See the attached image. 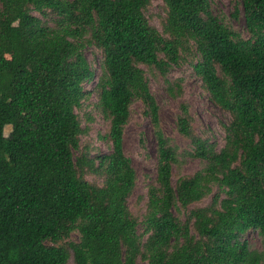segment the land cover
Masks as SVG:
<instances>
[{"label":"trees","instance_id":"trees-1","mask_svg":"<svg viewBox=\"0 0 264 264\" xmlns=\"http://www.w3.org/2000/svg\"><path fill=\"white\" fill-rule=\"evenodd\" d=\"M162 1L159 31L144 14L150 0H0V264H264V250L241 240L257 230L264 244V0H229L234 18L242 8L246 38L209 0ZM90 44L102 53L93 87ZM190 45L203 88L230 117L216 148L193 132L181 105L177 130L204 166L172 183L177 151L140 65L165 73ZM92 90L110 148L93 156L77 154L76 111ZM134 99L146 107L157 151L142 233L128 206L136 173L123 152ZM75 230L79 240L66 241Z\"/></svg>","mask_w":264,"mask_h":264},{"label":"rangeland","instance_id":"rangeland-1","mask_svg":"<svg viewBox=\"0 0 264 264\" xmlns=\"http://www.w3.org/2000/svg\"><path fill=\"white\" fill-rule=\"evenodd\" d=\"M211 13L219 17L239 37L248 36L245 28L242 8H239L238 16H232L233 5L229 0H209ZM166 8L162 0H150L144 9V14L149 23L159 31L162 30V22L165 18ZM84 53L95 71V79L87 87H93L94 82L101 71L102 53L94 45H87ZM190 53H194L190 45V51H181L177 64H173L165 73L153 66L141 64L149 81L150 91L155 97L158 106L159 127L169 139L171 146L177 151V162L172 167V183L181 176H190L204 166V161L190 154L193 145L190 140L177 130V117L181 113V105H187L191 117L193 132L202 138H207L214 143L216 148L223 146L225 142L224 124L228 122L230 114L215 104L209 93L203 88L201 78L196 74L193 64L195 60ZM97 95L92 90L90 98L85 100L77 114L83 129L79 143L80 150L88 152L91 156L97 153H108L110 148L103 135L108 130L109 120L100 111L97 105ZM9 126L4 133L7 134ZM123 152L130 161L136 173V183L128 198V206L138 219V232H143L142 221L146 214L147 190L149 186L156 184L157 151L154 127L146 107L139 99H134L129 105V117L123 131ZM89 182L100 183V179L92 174H86ZM210 202V197L188 206L187 209L175 211L176 216L184 220L188 210L194 206H204ZM144 235L143 238H145ZM78 231L71 232L66 241L77 242ZM241 240L250 249L264 250V244L257 230H250L241 235ZM139 264H146L138 259ZM67 264H72L70 258Z\"/></svg>","mask_w":264,"mask_h":264}]
</instances>
